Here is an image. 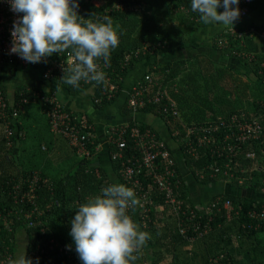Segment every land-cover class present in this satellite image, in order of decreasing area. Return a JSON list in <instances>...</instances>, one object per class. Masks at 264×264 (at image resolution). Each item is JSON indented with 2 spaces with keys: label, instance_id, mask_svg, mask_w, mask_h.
<instances>
[{
  "label": "trees",
  "instance_id": "16d2710c",
  "mask_svg": "<svg viewBox=\"0 0 264 264\" xmlns=\"http://www.w3.org/2000/svg\"><path fill=\"white\" fill-rule=\"evenodd\" d=\"M117 2L122 6L117 7ZM261 3L264 0H253L249 12ZM135 4L136 9H129ZM78 5L76 11L81 18L104 22L102 18L110 16L113 25L118 26L119 46L111 52L110 63L103 69L106 77L117 84L118 90L112 98H107L102 94L107 89L106 84L81 81L79 88H73L62 82L64 72L59 74L56 69L51 70L50 77L46 79L63 84L73 92L94 87L95 97L99 96L95 104L100 108L109 106L122 95L125 78L140 62L183 48L202 24L199 14L191 11V0H110L106 5L79 0ZM220 36L227 39L222 48L229 54V59L241 64L243 70L225 62L215 63L205 53H198L175 60L166 59L165 63H150L135 80L141 83L145 73L156 74L158 85L175 101L177 116L162 112L155 104L147 103L139 108L156 116L165 127L166 134L145 123L131 121L129 124L149 128L164 140L178 172L179 183L175 192L182 207V211L176 213L164 202L162 193L145 171L137 174L151 201L145 213L138 206L134 211L129 209L128 214L151 238L137 254L135 264H163L165 260L166 264H264V219L250 215L253 211L264 209V144L245 143L236 157L226 159L213 152L212 147L197 149L198 135H203L201 130L187 136L189 127L213 125L220 120L227 122L235 114L238 120L242 119V114L249 119L256 114L255 109L262 110L264 107V51L253 53L249 58L251 54L244 53L247 50L242 45L248 36L241 40L228 29L221 31ZM66 55L54 53L49 58L60 59ZM41 64L30 63L21 67L38 68ZM48 67L49 62L44 65L42 74ZM156 89L150 84L149 94ZM0 90L5 98L3 85H0ZM52 93V89L19 87L15 90L12 107L17 105L22 94L28 100L40 101L46 111L49 105L44 98ZM127 99L128 95L122 105L124 113L130 111ZM20 115L18 113L17 117L7 120L6 128L11 131L9 139L6 133L0 135V264H8L10 259H15L20 236H23L25 246L23 254L26 253V258L31 259L33 264H36L37 258L39 264L49 261L51 264H82L69 235L70 221L89 197L100 194L103 187L116 182L101 165L95 163L98 156L93 155V138L87 141L89 155L81 156L71 168H64L58 174L50 175L45 169L32 167L34 165L31 164L24 166L19 162L14 146ZM87 127L83 130H90V126L89 129ZM227 131L225 126H221L214 135L221 141ZM132 143V140H127L125 156H139ZM69 146L76 152L74 146ZM114 147L111 143L108 152L119 178L118 184L130 188L120 172V159L111 158ZM247 150L255 151L256 157L242 159V152ZM191 151L197 152L198 156L192 155ZM180 160L198 182L207 186L220 181L223 189L210 191L204 204L194 203L187 184L182 180ZM228 161L230 165L227 168L225 162ZM209 164L219 170L214 172ZM223 170L228 173L223 174ZM34 176L35 189L28 197ZM239 177L242 178L241 183ZM227 201L229 208L223 206ZM159 205L163 208L159 209ZM33 256H36L35 261Z\"/></svg>",
  "mask_w": 264,
  "mask_h": 264
},
{
  "label": "clouds",
  "instance_id": "9594fccd",
  "mask_svg": "<svg viewBox=\"0 0 264 264\" xmlns=\"http://www.w3.org/2000/svg\"><path fill=\"white\" fill-rule=\"evenodd\" d=\"M10 10L22 16L13 23L10 54L39 63L52 54L67 53L71 60L63 69L62 82L79 88L80 82L106 84L98 61L110 63L119 46L118 26L110 16L92 22L77 15L76 0H8ZM239 0H191V11L205 24L231 27L238 20ZM224 10L218 13L217 9ZM65 73H67L65 75ZM140 204L132 188L113 183L81 204L70 221L75 251L82 264H135L138 253L151 238L128 214ZM8 264H33L26 253ZM39 264V258L36 260Z\"/></svg>",
  "mask_w": 264,
  "mask_h": 264
},
{
  "label": "built area",
  "instance_id": "2783aa9c",
  "mask_svg": "<svg viewBox=\"0 0 264 264\" xmlns=\"http://www.w3.org/2000/svg\"><path fill=\"white\" fill-rule=\"evenodd\" d=\"M104 2L106 0H99ZM253 0H239L238 7L240 16H246L249 12V6ZM117 7L122 5L119 2L116 4ZM136 9L137 5H131L129 9ZM22 14L14 13L10 10V3L8 0H0V64L5 61L17 62L21 66H28L30 63L20 58L17 54H10L12 46L11 31L13 30V23L18 20ZM228 32L234 34L236 37L244 40V37L259 35L264 37V30H257L256 28L250 27L243 30L228 28ZM217 43L221 46L227 44V39L224 36L218 38ZM253 55H249L251 58ZM129 55L126 56L128 58ZM42 59L41 62H49V67L45 69L42 76L49 78L51 70L56 69L59 74H62L63 69L68 66L71 57L67 54L61 59ZM99 70H102L105 66L103 61H99ZM51 65V66H50ZM264 65V61L262 62ZM150 84H153L157 89L149 94ZM107 89L103 91V94L107 98H112L114 93L118 90V86L115 82H112L109 77H106ZM43 98V97H41ZM49 105L47 116L52 132L61 134L67 138L69 144L76 148V152L80 155H89L87 149V141H90L92 134L90 130H83L87 127V124L79 122H73L69 113L63 110L62 105L57 101L54 94L44 98ZM99 99H96L98 101ZM128 107L131 112H136L139 108H142L147 103L158 105L160 110L164 113L178 115V110L175 101L168 97L166 91L158 85L157 76L153 73H145L143 81L141 83H135L128 91ZM19 108L10 107L8 108L7 102L4 99L2 92L0 91V120L7 121L9 117H17ZM241 120H238V116L232 115L229 117V121L220 120L219 123L193 126L187 130V136L201 130L203 135H198L197 138V149L198 148H210L212 147L213 152H216L221 158L231 159L238 155V152L242 151L243 144L245 143H262L264 144V107L257 114L252 115L249 119L244 118L242 114ZM225 126L227 132L222 137L221 141H218L214 133L221 127ZM230 129H233L230 133ZM108 140L114 144V150L111 153V158L114 160L121 161L120 172L130 188L136 193V197L139 199L142 213H145L148 209L151 196L143 187L137 174L144 170L153 181V183L159 189V192L163 195V200L166 204L170 205L171 208L177 213L182 211L181 205L178 203L175 192V188H178V172L175 167V162L170 157L169 151L165 148L164 140L159 139L155 133L149 128H141L136 124L130 125L121 124L118 126H111L106 130ZM127 140H132V148L136 149L139 156L128 155L125 156V149L127 146ZM92 142V141H91ZM189 144V143H188ZM191 145V144H189ZM192 155L198 156L197 152L191 151ZM242 159L251 160L256 157L255 151L247 150L242 152ZM230 161L225 162V167H229ZM209 167L217 172L218 167H214L213 164H209ZM223 174H227V170H223ZM36 176L29 185V193L27 196L30 197L35 189L34 183ZM239 183L242 182V178H238ZM33 197V196H32ZM225 208H229V202L223 204ZM159 209L163 208V205L157 206ZM252 216H256L264 219V209L253 211L250 213ZM27 217L29 214L26 215ZM144 216H142L143 218ZM36 256L32 259L35 261ZM51 264V263H50Z\"/></svg>",
  "mask_w": 264,
  "mask_h": 264
},
{
  "label": "crops",
  "instance_id": "0c3cea01",
  "mask_svg": "<svg viewBox=\"0 0 264 264\" xmlns=\"http://www.w3.org/2000/svg\"><path fill=\"white\" fill-rule=\"evenodd\" d=\"M90 2L94 3L92 0H90ZM233 8H236V5H234ZM223 10L224 9L222 7L217 9L218 13L223 12ZM250 27L256 28L257 30H264V3L258 4L250 10L246 16H239L238 20L233 22V28L245 29ZM228 28L230 27H225L219 24L205 25L202 23L192 34L188 44L183 48H177L174 51H171L172 53L168 52V54H165L164 56L159 55L153 57L151 60H144L143 62H140L125 78L124 87L121 91L122 95L119 96L114 103H111L109 106L104 108H100L95 104V101L99 96L95 97L94 87L73 92L63 84H57L44 78L42 76V70L46 62H42L38 68H23L17 62L0 64V85H3L5 88V98L7 100L8 108L13 106L15 100V90L19 87L24 86L27 87V89H52V94L55 95L64 111L69 113L71 117L75 116V121L87 124L88 129L90 126L92 138L95 139L93 155L96 154L95 157L98 156L95 163L104 168L113 182L119 183V178L116 171L113 170L112 163L110 161V153L108 150H110L109 146L111 142L108 140L106 130L111 126H118L121 124H127L131 121H137L150 125L157 130L159 129L161 132H164V134L167 133L161 121H159L156 116L151 113L142 112L140 110L136 112L129 111L128 113H124L122 106L123 101L125 96L128 95V91L136 83L135 80L144 73V69L147 68L150 63H165V61L168 60L188 57L198 53H205L212 58L215 63L225 62L237 70H243V66L241 64L235 60L229 59V54L226 53V50L216 41V39L218 40V38L221 37H219V33L221 31H226ZM242 45L245 50L248 51L244 53L252 55L253 53H262L264 51V37L259 35L251 36L246 39ZM262 89L264 92V87H262ZM32 103L37 104L39 114L41 117L43 116L44 123L40 124L38 121L30 122V109L32 110ZM41 105L40 101H36L34 99L28 100L27 97L21 94V98L18 100L15 107L19 108V113L21 114L20 119H27V123L24 122V120H19V132L15 137L17 141L14 146L17 151L16 156L18 155L19 162H22L24 166H29L30 164L34 165L32 167L38 166L41 169H45V171L50 175H54L58 174L59 170L53 169V172L50 173L49 169L54 167L55 162L56 164H58V162L68 163V168H71L72 165L76 163L75 161L79 159V156L76 155L77 152L70 148L67 138L53 134L47 116L49 108L44 111ZM6 124H8L7 121L0 120V135L6 133L8 135L7 138L9 139L11 131L7 130ZM27 138H30L33 141H31V144L34 143L33 139L39 138L41 141H39L38 149L39 151L42 150V152L39 153L38 151H35L33 147H31L34 146L33 144H27ZM24 141L26 142L24 143ZM9 144L11 145V140H9ZM26 150H29V152L27 153L25 159L24 153H26ZM68 158H71V161H68ZM184 167L185 166H183V169L181 168L180 170L182 171L181 176L182 180L188 186L190 196L194 193L195 189L202 188L205 197L209 196L208 193L210 191L218 192L223 189V185L220 181L201 187L203 184L198 182L194 175H192L189 171L184 170ZM192 199L194 203L198 204H204L205 202V198L201 199L197 197V199ZM198 199H200V201Z\"/></svg>",
  "mask_w": 264,
  "mask_h": 264
},
{
  "label": "rangeland",
  "instance_id": "374dc122",
  "mask_svg": "<svg viewBox=\"0 0 264 264\" xmlns=\"http://www.w3.org/2000/svg\"><path fill=\"white\" fill-rule=\"evenodd\" d=\"M88 0H85V2H87ZM93 2H94V4H96V5H99V4H109L110 3V0H106V1H104V2H100L99 0H92ZM31 108H32V110L30 109V112H31V118H30V122H34V121H38V122H40V124L41 123H44V119H43V116L41 117V115L39 114V109H38V106H37V104L36 103H32V106H31ZM260 110H261V108H260ZM260 110H258V109H255V111H256V114L260 111ZM38 115V116H37ZM19 120H24V122H26L27 123V119H20V117H19ZM34 140V143H32L34 146H31V147H33V149L35 150V151H38L39 153L41 152V151H39V149H38V144H39V141H41V140H39V138H37V139H33ZM31 139L30 138H27V144H30V145H32L31 144ZM26 141H24V143H25ZM33 142V141H32ZM30 147V146H29ZM29 147H27V148H29ZM30 147V148H31ZM29 152V150H26V153H24V157H25V159H26V155H27V153ZM38 152H36V153H38ZM74 155V154H73ZM76 155L77 156H79V158L81 157V156H83V155H80L79 153H76ZM68 161H71V158H68ZM68 164V163H67ZM65 162H58V164H56V162H55V164H54V167H52V168H50L49 169V172L51 173V172H53V169H57V170H59V171H62L64 168H67L68 167V165H67ZM180 165H181V168L183 169V166H185L184 164H183V162H182V160H180V163H179ZM184 170H186L185 169V167H184ZM187 171V170H186ZM64 172V174H65V171H63ZM185 172V171H184ZM201 187H204V185H202ZM203 189L201 188V189H195V191H194V193L191 195V198H194V199H197V197H199V198H201V199H203V198H206L205 197V194H203ZM199 201H200V199H198ZM24 242H23V236H20V237H18V241H17V252H15V259L19 256V255H21V254H23V250H24ZM51 262L49 261L48 263H46V264H50ZM163 264H166V260L165 261H163Z\"/></svg>",
  "mask_w": 264,
  "mask_h": 264
},
{
  "label": "water",
  "instance_id": "95a60500",
  "mask_svg": "<svg viewBox=\"0 0 264 264\" xmlns=\"http://www.w3.org/2000/svg\"><path fill=\"white\" fill-rule=\"evenodd\" d=\"M76 2L79 3V0H77Z\"/></svg>",
  "mask_w": 264,
  "mask_h": 264
}]
</instances>
